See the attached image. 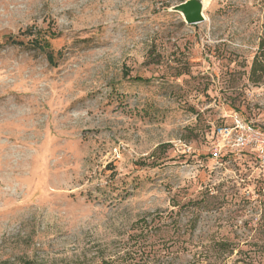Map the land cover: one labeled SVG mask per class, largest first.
Here are the masks:
<instances>
[{
	"label": "rangeland",
	"instance_id": "374dc122",
	"mask_svg": "<svg viewBox=\"0 0 264 264\" xmlns=\"http://www.w3.org/2000/svg\"><path fill=\"white\" fill-rule=\"evenodd\" d=\"M185 1L0 0V264H264V0Z\"/></svg>",
	"mask_w": 264,
	"mask_h": 264
},
{
	"label": "built area",
	"instance_id": "2783aa9c",
	"mask_svg": "<svg viewBox=\"0 0 264 264\" xmlns=\"http://www.w3.org/2000/svg\"><path fill=\"white\" fill-rule=\"evenodd\" d=\"M229 118L231 125H224L216 130L218 137L221 138L222 147L218 151L216 150L215 156L218 157L223 149L238 152L247 151L256 156L264 169V129L257 128L237 113H233Z\"/></svg>",
	"mask_w": 264,
	"mask_h": 264
},
{
	"label": "trees",
	"instance_id": "16d2710c",
	"mask_svg": "<svg viewBox=\"0 0 264 264\" xmlns=\"http://www.w3.org/2000/svg\"><path fill=\"white\" fill-rule=\"evenodd\" d=\"M250 80L254 84H259L264 80V32H263V35H262L260 42H259L257 54L255 55V57L253 59V63L251 66V72H250ZM221 126H224V125H220V126H218V128ZM228 252L229 253L233 252V250L229 249L228 245L216 244V248L214 249V253L224 254V253H228ZM208 255L209 254L207 253L205 258H207V259L211 258ZM128 256H130V255L128 254ZM121 260H122V262H125L124 264H140V262H138V261H134L133 259L127 260V258L125 259V257H123ZM122 262L119 264H122ZM114 263L117 264V262H115V261L110 262V261L103 260L101 264H114ZM24 264H35V263L28 261Z\"/></svg>",
	"mask_w": 264,
	"mask_h": 264
},
{
	"label": "water",
	"instance_id": "95a60500",
	"mask_svg": "<svg viewBox=\"0 0 264 264\" xmlns=\"http://www.w3.org/2000/svg\"><path fill=\"white\" fill-rule=\"evenodd\" d=\"M203 9L204 4L201 0H187L175 7L174 10L183 15L188 25H197L205 20Z\"/></svg>",
	"mask_w": 264,
	"mask_h": 264
}]
</instances>
